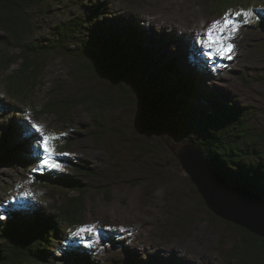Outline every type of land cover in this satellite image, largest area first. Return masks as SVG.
<instances>
[{"label":"rangeland","instance_id":"rangeland-1","mask_svg":"<svg viewBox=\"0 0 264 264\" xmlns=\"http://www.w3.org/2000/svg\"><path fill=\"white\" fill-rule=\"evenodd\" d=\"M258 1L236 0L233 5L221 7L215 0H114L111 15L131 17L130 20L145 27L146 43L152 47L157 63H161L164 54L170 59L177 56L185 71L202 85L238 104L253 106L254 121L264 129V30L254 24L252 11L247 22L244 17L234 15L241 8L251 10ZM64 9L52 13L46 20L37 10L36 17L40 18H36L39 26L34 38L47 36L51 26L67 19L68 10ZM225 16L236 28L235 33L228 32L235 45L232 58L221 59L215 52L209 58L198 39L214 21L223 22ZM1 34L4 33L0 31ZM4 53L0 42V62ZM9 53L14 59L20 49L12 45ZM70 64L69 60L56 56L46 59L44 67L16 101L24 121L30 127H40L37 141L41 135L54 137L49 141L56 152L52 159L61 167L39 166L41 154L31 170L23 165L0 167V209L11 204V200L29 201L43 207L57 202L53 194L75 195V191L61 187H39L33 173L71 172L63 160L69 156L96 174L87 180L90 187L86 193L83 224L69 230L68 236L81 239L96 253L95 257L104 259V264L115 258L132 259L141 264H175L174 260H181L177 264H224L222 249H229L233 230L226 220L209 214V208L202 204L201 195L193 189L170 147L163 145V139H174L175 124H168L164 115L154 114L152 126L162 135L136 134V127L150 123L139 114L140 106H136L132 107L134 114L128 115L127 107L123 116L124 121L128 119L132 124L131 131L130 128L125 131L126 137L115 131V127H119L116 121L109 122L111 127L108 124L100 130L87 105L67 110L70 96L77 95L84 84L90 89L86 81L75 80ZM22 69V60L14 61L9 69L0 66L2 100L10 99L6 85ZM4 77L7 80H3ZM53 99L59 100V114L43 115L42 109ZM147 112L141 109L144 115ZM124 129L122 126L121 130ZM130 137L135 139L134 150L128 141L133 140ZM69 143V148H61ZM37 146L40 149L38 143ZM143 147L149 149L142 151ZM93 225L94 234L78 233V229ZM61 242L65 240L60 239L58 245ZM53 251L57 254V248Z\"/></svg>","mask_w":264,"mask_h":264},{"label":"trees","instance_id":"trees-1","mask_svg":"<svg viewBox=\"0 0 264 264\" xmlns=\"http://www.w3.org/2000/svg\"><path fill=\"white\" fill-rule=\"evenodd\" d=\"M113 1L0 0V31L4 33L0 35V42L5 50L0 66L9 69L19 60L24 66L6 85L10 99L6 102L0 98V167L23 165L31 170L40 157L39 134L24 121L16 101L44 67L46 59L56 56L69 60L71 75L76 81H86L90 87L84 84L77 95L70 96L69 112L78 105H87L100 130L108 124L111 127L109 122L116 121L119 127H115V131L126 137L125 131L129 128L131 131L132 127L127 118L124 121L126 110L130 109L128 115L134 114L132 107L144 109L148 103L159 115L166 116L168 124H175V140H187L200 146L227 180L250 186L264 197V129L254 121L253 106L238 104L202 85L185 71L177 56L170 59L164 54L161 63H157L152 47L146 43L145 27L130 20L131 17L111 15ZM215 1L221 7L236 2ZM258 2L251 8L253 22L264 30V0ZM64 8L68 10V18L51 26L47 36L34 38L39 26L36 18H40L35 13L40 11L46 20ZM12 45L20 49L14 59L9 53ZM138 94L143 96L141 101ZM58 101L49 100L42 114H59ZM139 129L145 133L143 128ZM134 133L138 132L134 130ZM128 141L134 150L133 140ZM69 147L70 143L61 146ZM142 151H146L145 147ZM63 160L71 172L44 175L33 172L37 185L44 189L61 187L76 194L67 197L53 194L60 203L43 207L29 201L11 200V204L1 208L0 264H104V259L95 257L96 253L81 239L68 236L69 230L83 224L86 193L90 187L87 180L93 178L96 171L77 164L69 156ZM192 187L198 193L197 188ZM201 202L205 204L202 198ZM209 214L216 218L212 211ZM226 223L234 237L228 242L229 249H222L224 264H264V238L232 222ZM60 239L65 242L58 245ZM56 248L57 254L53 251ZM109 264L141 263L115 258Z\"/></svg>","mask_w":264,"mask_h":264},{"label":"water","instance_id":"water-1","mask_svg":"<svg viewBox=\"0 0 264 264\" xmlns=\"http://www.w3.org/2000/svg\"><path fill=\"white\" fill-rule=\"evenodd\" d=\"M142 97L138 94L139 101ZM144 109L148 111L146 115L141 111L139 114L150 122L147 125L151 126L139 125L135 130L146 137L154 134L162 135L152 126L155 124L153 116L158 113L148 103ZM139 128H143L145 133ZM134 140L133 137L132 142L135 145ZM162 143L170 147L172 155L179 161L181 168L189 176L210 211L264 238V198L261 194L243 183L235 184L227 180L223 172L211 164L200 146L175 138L163 139ZM148 149L145 147V150Z\"/></svg>","mask_w":264,"mask_h":264},{"label":"snow or ice","instance_id":"snow-or-ice-1","mask_svg":"<svg viewBox=\"0 0 264 264\" xmlns=\"http://www.w3.org/2000/svg\"><path fill=\"white\" fill-rule=\"evenodd\" d=\"M236 17H244L245 22H247V17L251 15V10H245L241 8L239 11L234 13ZM233 21L225 16L223 22L214 21L205 31L203 36L198 39V43L204 48L205 54L212 58L213 53L215 52L221 59L232 58V53L235 49V45L231 43L232 36L228 35V32L235 33L236 28L232 27ZM228 42H225V41ZM33 128L36 129L37 132H41V129L37 125H32ZM54 139V137L43 136L41 135L40 139L37 141L40 149H41V159L39 162V166L47 167V168H55L59 169L61 165L52 159L54 155H56L54 147L50 146L49 141ZM35 170V169H34ZM3 219V217H0ZM95 226H85L78 229V233L85 234H94Z\"/></svg>","mask_w":264,"mask_h":264},{"label":"bare ground","instance_id":"bare-ground-1","mask_svg":"<svg viewBox=\"0 0 264 264\" xmlns=\"http://www.w3.org/2000/svg\"><path fill=\"white\" fill-rule=\"evenodd\" d=\"M262 198H264L263 196H262ZM166 260V259H165Z\"/></svg>","mask_w":264,"mask_h":264}]
</instances>
